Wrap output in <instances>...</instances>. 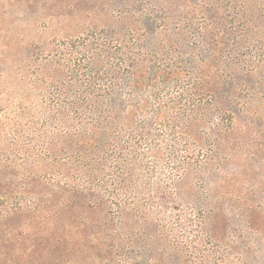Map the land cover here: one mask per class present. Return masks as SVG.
Returning <instances> with one entry per match:
<instances>
[{
	"label": "trees",
	"instance_id": "trees-1",
	"mask_svg": "<svg viewBox=\"0 0 264 264\" xmlns=\"http://www.w3.org/2000/svg\"><path fill=\"white\" fill-rule=\"evenodd\" d=\"M32 40L0 39L1 221L52 264H264V0H65Z\"/></svg>",
	"mask_w": 264,
	"mask_h": 264
},
{
	"label": "rangeland",
	"instance_id": "rangeland-1",
	"mask_svg": "<svg viewBox=\"0 0 264 264\" xmlns=\"http://www.w3.org/2000/svg\"><path fill=\"white\" fill-rule=\"evenodd\" d=\"M63 2L0 0V39L12 36L50 41L51 9ZM0 222V264H52L51 250L39 241L41 237L51 238V231L29 226L28 218H6ZM24 222L27 224L23 227Z\"/></svg>",
	"mask_w": 264,
	"mask_h": 264
}]
</instances>
